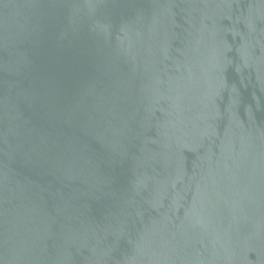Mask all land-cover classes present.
Masks as SVG:
<instances>
[{
	"label": "water",
	"instance_id": "95a60500",
	"mask_svg": "<svg viewBox=\"0 0 264 264\" xmlns=\"http://www.w3.org/2000/svg\"><path fill=\"white\" fill-rule=\"evenodd\" d=\"M0 264H264V0H0Z\"/></svg>",
	"mask_w": 264,
	"mask_h": 264
}]
</instances>
